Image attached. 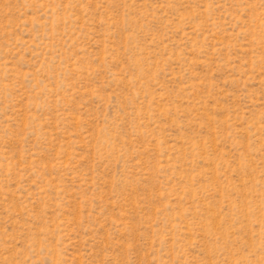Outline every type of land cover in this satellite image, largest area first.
I'll use <instances>...</instances> for the list:
<instances>
[{
    "label": "rangeland",
    "instance_id": "obj_1",
    "mask_svg": "<svg viewBox=\"0 0 264 264\" xmlns=\"http://www.w3.org/2000/svg\"><path fill=\"white\" fill-rule=\"evenodd\" d=\"M0 264H264V0H0Z\"/></svg>",
    "mask_w": 264,
    "mask_h": 264
}]
</instances>
